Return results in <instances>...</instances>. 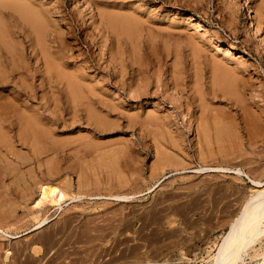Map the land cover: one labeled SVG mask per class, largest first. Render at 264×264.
Returning a JSON list of instances; mask_svg holds the SVG:
<instances>
[{"label": "rangeland", "instance_id": "1", "mask_svg": "<svg viewBox=\"0 0 264 264\" xmlns=\"http://www.w3.org/2000/svg\"><path fill=\"white\" fill-rule=\"evenodd\" d=\"M241 1L257 29L248 28L239 0H0L1 77L8 72L21 85L28 68L30 90L20 101L39 117L56 115L52 135L73 147L57 155L54 174L31 163L0 176V264L211 262L230 222L259 190L250 181L264 182V0ZM103 7L133 14L139 24L129 35L103 31ZM35 10L46 12L48 34L56 35L47 52L57 67L44 81L27 18ZM186 14L204 27L186 23ZM140 62L149 87L138 99L125 82ZM57 68L77 73L78 90ZM218 128L228 134L219 138ZM41 186L64 197L50 203ZM263 252L264 234L244 264L260 262Z\"/></svg>", "mask_w": 264, "mask_h": 264}, {"label": "bare ground", "instance_id": "2", "mask_svg": "<svg viewBox=\"0 0 264 264\" xmlns=\"http://www.w3.org/2000/svg\"><path fill=\"white\" fill-rule=\"evenodd\" d=\"M239 2H240V4H239L240 10H241L242 14L244 15V18H245L246 22H248V28H250V29L251 28L252 29L256 28L257 29V20L255 19L253 13H251V10L249 9L248 5L245 2H242L241 0H239ZM55 15H57V14H55ZM129 15L130 16H127V15H124V14L115 13V12H110V11H107L103 7V9H99L98 12H97L98 26H99L100 29L102 28L103 31L111 29L115 33H117V35H119L121 32L126 33L127 35H129V30L132 29V27L135 28V26L137 24H139V20L137 21V19H135L136 17H134L133 14L132 15L129 14ZM181 17L186 23L192 25V27L195 28V29H200V28L204 27L203 23H201L200 21L196 20L195 18L193 19L191 16H189L187 14L185 16H181ZM27 18H28V21H29L30 28H31V30L33 32L34 38H36V41H37V42H35V48H34L35 57H39V59L43 63V65H42L43 68L40 71V77H41V80L44 81L45 80V76L48 73L49 67L53 68V69H55L57 67V64L56 65L53 64V61L56 60V59H54L55 56L52 53L49 54L47 52V49H48L47 41H50L49 36H52V35L48 34L49 33L48 30H49V27H50V22L48 21L46 12L43 11V10L30 11L27 14ZM50 32L53 33V31H50ZM52 37L54 39H56V35L55 34ZM212 42H213V45H215L217 47H221V45L217 41L213 40ZM1 43L2 44L5 43V34H3V33H0V44ZM90 43L92 44L93 42L90 41ZM100 43H101V38H100ZM99 45H101V44H99ZM97 46H98V44L96 45V47ZM224 54H226V56L233 55L232 52H231V49H229V48L224 49ZM108 55H110V54H107V56ZM262 55H264L263 48H262ZM236 56H237L236 59L237 58L238 59L242 58V56L240 54L236 55ZM74 59H75V57H74ZM115 63H116V61H115ZM143 63L144 62H140L138 68L136 70H132V73H131V76L129 77V80L128 81L125 80L126 81L125 83L127 84L126 87L129 89L130 92L134 93L133 97L134 98H138V99H139L140 96H142L144 94L146 95V91L148 90L147 88L149 87V83H148L149 77L146 75V73H144L145 74L144 75L141 72V71H144V68L142 67ZM2 65L3 64L0 62V72L2 71ZM116 65L119 66L120 75L123 74V71L125 70L124 69V61L123 62L119 61V62L116 63ZM15 70H16L15 66H12L9 69V72H12V71L14 72ZM22 71H23V73H25V77L26 78L24 79V81L23 80L20 81L22 78L19 80L21 82V85H19L20 83L16 84L12 80H8L7 79L8 72L4 71V72H6L4 74L7 77H1V74L3 76V73L0 74V176L7 175L9 172H12V171H17L16 169H19L21 167V165H29V164H30V166H33L35 164L38 168H41L42 166H46L47 174H54V173H56V169H57V167H56L57 165L54 162V160L56 159L57 155H59L60 153L65 151V149H68V151H70L69 142L67 140L58 139L57 137L52 135V133L50 131V129H52V128H49L50 123H54L55 124L57 122L56 115H49L48 114L45 118L44 117H39L34 112H31L29 110V106L25 102L20 101L22 95L26 96V94H27L26 90H30V85L28 84L29 82L27 81L28 80L27 77H29V76L31 77L28 68H26V69H24ZM56 71L59 72V74L62 75V76L65 75L64 78H67L66 79V86L67 87H70L71 90H73V91L78 90L79 83H78V81H76V77H75L77 73L75 74V76H70V75L64 74V72L62 73L61 71H59V69L56 70ZM63 71H64V69H63ZM233 72L234 71H232V74H233ZM62 79H63V77H62ZM155 80H156V77H155ZM80 83H82L81 80H80ZM119 83H121V82L119 81ZM5 86L10 88L11 90L5 89L6 88ZM153 89H155V88H153ZM28 94H29V92H28ZM130 94L131 93H129V95ZM150 94H152V92ZM164 95H163V97H164ZM227 95H229V94H227ZM40 101L42 102V100H40ZM206 104L207 103H205V105ZM201 107H203V105ZM178 108H179V106H178ZM213 110H214V108H213ZM253 112H254V110H253ZM146 119L148 120V122H152L153 123V122L156 121L157 118L155 116L148 115ZM146 119H145L144 122H146ZM143 120H144V118H143ZM142 121H141V123H143ZM207 121H208V119H207ZM220 124H222V123L220 122ZM202 128H203V126H202ZM208 132H209V130H208ZM236 132H237V130H236ZM259 132L260 131H258V133ZM261 133H262V131H261ZM227 134H228V130L219 129L218 128L217 135L219 136V138L220 137L222 138V137L226 136ZM208 135H210V134H208ZM262 136H263V134H262ZM200 137H202V136H200ZM206 138H208V137H206ZM218 142H220V141H218ZM178 143H179V141H178ZM86 145H87V143H86ZM167 145H168V143H167ZM170 146H169V148H170ZM72 150H73V147H72L71 151ZM203 160H206V159H203ZM200 161H202V160H200ZM245 162H247V161H245ZM31 163H33V165H31ZM254 168H255V166H254ZM214 169H212V170H214ZM200 170H203V169H200ZM204 170H206V169H204ZM237 172L239 173V171H237ZM251 173L253 174V172H251ZM96 175H97V173H96ZM13 182H15V181H13ZM250 182H251L252 186H254L256 188H259V190H255L252 193L250 198L240 208V210H239L238 214L236 215V217L230 222L228 230L225 233V235L222 237V239H221V241H220V243L218 245V248L216 250V253L213 255V257L211 259V262L209 264H244V255L247 252L248 247H250L254 242L258 241V239L263 236V234H264V182L263 181H257V180H251ZM4 186H6V185H4ZM4 188L5 187H3L1 189L4 190ZM40 195H41L42 199H44V197L46 198V196H47V198H49V202L50 203H55V202H57V200H60L61 198L64 197L62 192H60L54 186H49L47 188L44 187V186H41L40 187ZM53 196H55V198ZM128 197L129 196H117L116 198L117 199H127ZM0 218L2 219L1 214H0ZM5 220H7V219H5ZM1 221H3V220H1ZM259 255L263 258V260L261 258V261L256 263V264H264V252L262 254H259Z\"/></svg>", "mask_w": 264, "mask_h": 264}]
</instances>
